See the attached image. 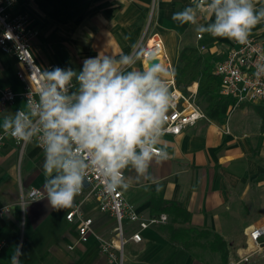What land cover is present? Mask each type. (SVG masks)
Wrapping results in <instances>:
<instances>
[{"label":"crops","instance_id":"obj_1","mask_svg":"<svg viewBox=\"0 0 264 264\" xmlns=\"http://www.w3.org/2000/svg\"><path fill=\"white\" fill-rule=\"evenodd\" d=\"M251 3L257 13L264 9V0ZM185 8L191 9V19L173 20V13ZM13 12L27 14L38 29L32 51L40 65L55 63L77 72L86 58L99 53L117 61L122 55H129L131 63L116 65L121 73L148 70L139 60V53L145 39L154 32L160 35L173 70L184 47L198 49L204 44L205 49L200 52L213 64L229 48L228 38L213 37L206 30L215 22L213 9H205L196 0H17ZM197 33H202V38L198 39ZM250 35L264 43V19L252 28ZM15 71L14 58L0 51V89L10 86L20 90ZM159 76L168 78L169 72L162 67ZM74 81L70 95L79 87L75 77ZM197 86L192 81L180 88L195 98ZM242 105L247 106H238ZM17 108L28 110L17 99L0 111V128L5 118L14 117ZM230 110L232 107L220 120L200 119L178 135L161 136L155 147L167 151L169 158L160 162L155 158L143 175L131 164L123 170L129 187L120 190L141 218L156 216L150 214V205L153 194L158 193L181 202L191 212L187 226L218 232L229 247L231 242L235 248L243 245L242 238L228 242L236 234V219L247 218L242 208L243 215H235L233 204L237 201L233 193L239 188L241 200L254 172L264 182V132L259 131V118L252 109V118L249 113ZM43 159L42 148L35 141L17 144L7 136L0 149V207H8L0 217V264H11L14 246L21 241L25 253L20 257L21 264H201L165 237L162 227L170 224L169 218L142 229L141 241L126 242L121 262L109 261L101 251L100 239L114 237L115 223L110 214L99 210L94 195L79 194L72 207L60 211L51 210L46 198L35 202L28 198L31 189L43 190ZM26 206L27 211L22 209ZM73 208L92 218L86 241L80 240L77 220L71 222L65 217ZM137 229V222L124 224L126 235Z\"/></svg>","mask_w":264,"mask_h":264},{"label":"clouds","instance_id":"obj_2","mask_svg":"<svg viewBox=\"0 0 264 264\" xmlns=\"http://www.w3.org/2000/svg\"><path fill=\"white\" fill-rule=\"evenodd\" d=\"M210 6L215 22L206 30L213 37L240 44L248 43L252 28L264 19V9L255 12L251 0H211ZM190 13L185 8L172 18L190 20ZM131 62L129 55L117 61L99 53L86 58L78 72L60 67L45 70L36 107L28 102L27 112L18 110L13 118L4 119L5 134L25 143L38 137L35 142L42 148L45 180L43 190L29 193L32 202L39 195L53 211L72 207L85 186L84 153L89 154L109 193L129 187L123 177L129 164L143 175L155 158L157 162L169 158L167 151L155 145L166 134L164 126L175 98L159 76V64L126 74L116 67ZM74 77L79 87L69 95L65 88ZM27 207L22 209L27 211ZM22 249V241L14 246L11 264H21Z\"/></svg>","mask_w":264,"mask_h":264},{"label":"built area","instance_id":"obj_3","mask_svg":"<svg viewBox=\"0 0 264 264\" xmlns=\"http://www.w3.org/2000/svg\"><path fill=\"white\" fill-rule=\"evenodd\" d=\"M16 2L17 0H0V51L14 58L16 77L21 88L19 91L10 86L0 89V111L12 106L17 99H21L26 106L29 102L35 108L39 100L37 92L39 91L40 80L43 79L41 73L58 67L55 63L40 65L35 59L32 46L38 29L32 25L27 14L13 12ZM196 2L205 9L211 7V0H196ZM202 36V33L196 34L198 39ZM204 49V44L198 46L199 51ZM149 59H158V64L169 72L168 78H163L162 81L165 86L169 87L175 98L173 107L167 114L168 119L164 126L166 134L178 135L188 127L195 125L200 119L207 120L204 110L196 103L195 98L185 95L180 88L183 86H178L175 83L173 65L164 52L160 35L156 32L145 39L143 47L140 49L139 60L147 65ZM214 74L220 78L219 94L228 98L231 104L246 103L253 105L264 100V43L252 35H249L246 44H240L230 39L225 56L215 63ZM74 84L73 78L71 84L65 88L67 94L70 95ZM18 110L24 109L17 108L16 111ZM32 119L36 121L37 118L33 117ZM7 136L11 137L5 134L3 128H0V137H2L0 138V149ZM11 138L17 144L24 143ZM37 139L38 137H33V141ZM83 159L87 165L85 169L87 177L81 194L84 196L94 195L99 210L110 214L115 223L114 237L110 240L100 239L101 251L106 254L109 261L120 260L121 262L123 246L126 242L141 241L142 229L151 224L164 223L168 217L161 213L149 219L141 218L135 207L125 200L120 189L111 193L105 191L104 179L99 174L98 169L91 164L88 153L83 154ZM29 193L28 198L31 199ZM40 197L37 195L36 199ZM7 210V206L0 207V217ZM65 217L71 222L77 220L80 240L86 241L91 232L92 218L82 215L78 208L71 209ZM127 221L138 223V229L130 235H126L124 232V224ZM242 243L241 247H244V250L239 257L235 258L237 264H244L248 261L249 256L263 248L264 226L247 228L245 240ZM1 245L5 246V243ZM239 251L241 252V248Z\"/></svg>","mask_w":264,"mask_h":264},{"label":"trees","instance_id":"obj_4","mask_svg":"<svg viewBox=\"0 0 264 264\" xmlns=\"http://www.w3.org/2000/svg\"><path fill=\"white\" fill-rule=\"evenodd\" d=\"M210 58L195 47H184L178 55V64L174 69V79L178 86L192 81L198 83L196 103L204 110L210 120H220L228 111L231 102L218 92L220 78L214 74ZM259 118V131L264 132V100L256 104H247ZM166 213L169 225L162 227L163 234L172 243L185 249L198 261H205L206 254L218 256L220 264H228L230 250L225 238L207 227L187 226L191 221V212L177 200L163 198L153 194L150 214Z\"/></svg>","mask_w":264,"mask_h":264},{"label":"rangeland","instance_id":"obj_5","mask_svg":"<svg viewBox=\"0 0 264 264\" xmlns=\"http://www.w3.org/2000/svg\"><path fill=\"white\" fill-rule=\"evenodd\" d=\"M263 20V19H261ZM230 40V39H229ZM228 40V41H229ZM216 61L218 60L215 59ZM216 61H214L216 63ZM232 107V110L238 111L240 114L249 113V117L252 115L251 107L249 106H238L231 104L230 108ZM232 110L231 113H232ZM253 115L251 116V118ZM253 155L256 154V152L253 151ZM260 182V184H258ZM243 189V188H242ZM240 189L237 188L236 193H233V199H235L237 202L234 205L235 215L237 217L239 215H243V212L240 211V208L244 210L247 213V218L244 219H236L235 223V230L236 234H232L231 238L228 239L229 244L232 240L238 239L240 240L242 238V241L245 240V233L247 228L252 227L257 224L264 223V205L262 204V196L264 197V182L261 183V180L259 178V175L256 176V173H252L251 177L248 180L247 188L242 191V197L241 200L239 199V193ZM237 195V197H236ZM234 247V244H230V247L228 245V249L230 250V257L228 260V264H237L235 261V258L239 257L240 254L243 252L244 247ZM241 248V252L239 251ZM205 261L207 263L205 264H220L218 260V256L214 254H206ZM120 264V263H119ZM201 264H204L201 262ZM244 264H264V246L263 248L254 253L253 255L248 257V261Z\"/></svg>","mask_w":264,"mask_h":264},{"label":"water","instance_id":"obj_6","mask_svg":"<svg viewBox=\"0 0 264 264\" xmlns=\"http://www.w3.org/2000/svg\"><path fill=\"white\" fill-rule=\"evenodd\" d=\"M158 59H149L147 61V67L149 68L151 64H158Z\"/></svg>","mask_w":264,"mask_h":264}]
</instances>
